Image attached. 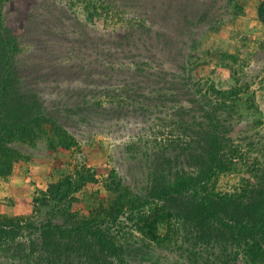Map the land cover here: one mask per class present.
I'll return each mask as SVG.
<instances>
[{"label": "rangeland", "instance_id": "1", "mask_svg": "<svg viewBox=\"0 0 264 264\" xmlns=\"http://www.w3.org/2000/svg\"><path fill=\"white\" fill-rule=\"evenodd\" d=\"M129 4L139 5L143 26L140 66L149 64L153 22L183 36L184 69L178 59L162 75H97V54L120 51L106 34L121 26L118 17L101 30L81 0L0 2V62L12 57L17 73L0 100V264H264V233L240 230L249 215L236 212L264 194V0ZM6 75L0 69V90ZM211 111L227 171L158 201L152 187L198 171ZM56 190L69 194L58 199ZM145 214L158 220L154 239ZM82 220H96L115 251L83 234L22 228L50 222L68 232ZM254 242L262 251L250 253Z\"/></svg>", "mask_w": 264, "mask_h": 264}, {"label": "trees", "instance_id": "2", "mask_svg": "<svg viewBox=\"0 0 264 264\" xmlns=\"http://www.w3.org/2000/svg\"><path fill=\"white\" fill-rule=\"evenodd\" d=\"M7 0H0V2ZM82 4H84V10L87 13V17L91 19L95 26L100 27L101 30H107L109 26V22L112 20L114 16L118 17L121 21V26L118 29H115L113 33H106L109 37H113L115 40L120 42L121 48L120 51L116 54L115 58H109L100 56L97 60V67L102 70H97V75H109V76H118L123 71L125 72H139L145 71V69H153L157 70V74L162 75V72L172 68L175 61L180 59L182 61L183 69L186 66V60L184 57L187 55L186 42L184 41L183 36L176 35L171 30L169 26L156 27L153 22H148V27L145 29L147 32V41H148V60L149 64H145L144 66H140L139 64V28L143 26L140 24L139 20V5L132 6L133 1H136L139 4V0H81ZM131 5V6H130ZM135 7V10L132 8ZM171 3H168L166 9L163 13V20L170 24L174 18L171 17L170 12ZM124 10L126 12H124ZM259 19L264 22V10L259 12ZM176 20V19H175ZM1 33V30H0ZM1 35V34H0ZM2 42V37L0 36V44ZM109 51H118L116 48H109ZM102 54V53H101ZM136 55V59L121 61V58H124L127 55ZM123 57H120V56ZM159 57V58H157ZM12 57H8L6 61L2 64L0 62V69L7 72V75L4 77L5 83L7 86L0 90V100L4 99V97H9L12 93L13 84L17 79V73L15 71L14 63L12 61ZM1 61V60H0ZM133 68H130L131 66ZM124 68V69H123ZM167 73V72H166ZM170 81V80H169ZM141 82H139L140 84ZM167 84V82H165ZM169 83V82H168ZM172 83V82H171ZM110 84V83H109ZM111 85V84H110ZM114 85H119L121 87H128L126 82H116ZM100 94L96 95L99 96ZM102 96H106V94H101ZM213 112H209L206 115L208 120L207 128H206V139L204 140L205 146L203 149L202 157L199 162L198 171L196 174L189 175H176L172 180H169L165 183L157 184L156 186L151 188V193L156 197L158 201H165L171 195H180L189 190H196V186L199 184H203L208 181L210 175L223 173L227 171L229 162L227 160H222L219 157L220 151L223 149L222 141L218 136V124L213 122ZM2 136L0 135V139ZM64 144L68 147L70 146L67 142ZM7 166V165H6ZM53 186H49V189H52ZM72 192V191H71ZM69 192L61 193L60 190H56L53 192L58 199H63L66 194ZM202 200L210 206L211 213L216 214L212 211L213 204L210 200V197L207 195L201 196ZM145 199V200H144ZM144 202H142V206H146L147 198H143ZM145 203V204H144ZM218 210V209H217ZM220 212L223 214L220 210ZM237 215L238 218H243L245 215H249L248 220H245L240 226V230H250L253 233H264V194L255 197L253 200L249 202H239L237 204ZM227 213V212H225ZM150 214V213H149ZM149 214H145L142 218V223L145 225L147 233L150 235L152 239L156 237L154 233L157 230V222L156 218L149 219ZM85 221V220H84ZM93 221L89 220L86 222L80 221L78 225L71 227L68 232L64 231L60 224L52 225L50 222L41 226V227H33L31 224L22 226L25 228H29L34 231H39L43 236L51 235V231L53 232L52 236L57 237L58 239L67 238L70 236H74L75 234L79 235H87L86 239L91 242L98 241L100 244L105 245V247L111 251H115L114 244L111 242H107L103 233L100 231L99 227H95L92 225ZM146 224L148 225L146 227ZM20 228V227H17ZM141 231L144 233V226L141 228ZM54 233H58L55 235ZM89 244V243H88ZM49 245H46L48 247ZM263 244L260 242H254L250 247V253L253 254L256 251H262ZM252 251V252H251ZM48 254V252H47ZM50 255V254H48Z\"/></svg>", "mask_w": 264, "mask_h": 264}]
</instances>
